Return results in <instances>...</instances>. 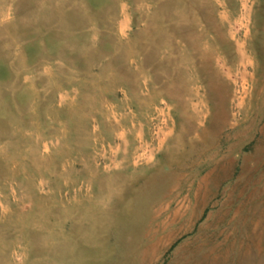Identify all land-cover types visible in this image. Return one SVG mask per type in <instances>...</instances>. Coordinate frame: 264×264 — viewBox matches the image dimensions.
<instances>
[{
	"label": "rangeland",
	"instance_id": "374dc122",
	"mask_svg": "<svg viewBox=\"0 0 264 264\" xmlns=\"http://www.w3.org/2000/svg\"><path fill=\"white\" fill-rule=\"evenodd\" d=\"M263 4L0 0V264H111L130 252L133 233L151 235L164 228L179 232L182 223H173V215L187 204L189 187L178 175L172 182L159 175L164 146L177 142L182 119L192 121L198 135L216 108L232 124L242 112L257 126L264 124L261 112L258 116L259 110L249 106L257 66L264 62ZM241 50L246 54L244 68L236 58ZM221 65L232 70V79L217 76L213 83L228 86L211 93L204 80ZM245 87L250 89L248 98ZM194 115L199 118L193 120ZM261 176L264 158L248 188L257 191L233 206L240 215L229 227H218L219 247L202 264H264ZM127 208L138 217L124 219ZM212 210L209 205L203 211L190 234L171 245L163 240L154 264H197L201 255L206 257L201 252L181 261L190 249L184 244Z\"/></svg>",
	"mask_w": 264,
	"mask_h": 264
},
{
	"label": "bare ground",
	"instance_id": "6f19581e",
	"mask_svg": "<svg viewBox=\"0 0 264 264\" xmlns=\"http://www.w3.org/2000/svg\"><path fill=\"white\" fill-rule=\"evenodd\" d=\"M3 1V0H2ZM263 1V0H262ZM260 3V2H259ZM263 3V2H262ZM71 4V3H70ZM201 5V4H200ZM4 6V5H3ZM113 6V5H112ZM261 5V7H263ZM59 7V6H58ZM211 7V6H210ZM257 7V6H256ZM23 8V7H22ZM212 8V7H211ZM199 9V8H198ZM210 9V8H209ZM261 8H259L260 10ZM206 10V9H205ZM199 11V10H198ZM20 12V11H19ZM33 12V11H32ZM84 12V11H83ZM86 12V11H85ZM84 12V14H85ZM181 12V11H180ZM256 12V11H255ZM22 13V12H21ZM204 13V12H201ZM57 14V13H56ZM1 15V14H0ZM213 15V14H212ZM88 16V15H87ZM86 16V17H87ZM253 16V15H252ZM214 17V16H213ZM85 18V17H84ZM118 19V18H117ZM116 19V20H117ZM12 20V19H10ZM88 20V19H87ZM207 20V19H206ZM4 21V20H3ZM115 22V20H114ZM255 22V21H254ZM211 24V23H210ZM209 24V25H210ZM253 25V24H252ZM225 26V25H224ZM211 27V25H210ZM216 27V26H215ZM227 27V26H226ZM222 28V27H221ZM250 28V27H249ZM255 28V27H254ZM258 28V27H257ZM123 29V28H122ZM4 30V29H3ZM225 30V29H224ZM223 30V31H224ZM122 31V30H121ZM120 31V32H121ZM3 31H1L2 33ZM11 32V31H10ZM214 32V31H213ZM222 33V32H221ZM220 33V34H221ZM246 33V32H245ZM218 35V34H217ZM246 36V35H245ZM201 37V36H200ZM253 37V36H251ZM4 39V38H3ZM202 39L203 34H202ZM210 40V39H209ZM248 40V39H247ZM197 41V40H196ZM211 41V40H210ZM263 42V39L261 40ZM194 43V41L192 42ZM218 43V42H217ZM222 43V42H221ZM247 43V42H246ZM200 45V44H199ZM198 45V46H199ZM213 45V44H211ZM218 45V44H217ZM215 46V45H214ZM131 47V46H130ZM211 47V46H210ZM223 47V46H222ZM228 47V46H227ZM226 47V48H227ZM247 47V46H246ZM217 48V47H216ZM221 48V47H220ZM206 49V48H205ZM243 49V48H242ZM195 50V49H194ZM225 50V49H224ZM250 50V49H248ZM193 51V50H192ZM208 51V50H207ZM211 51V50H210ZM213 51V50H212ZM254 51V50H253ZM259 51V50H258ZM196 52V51H195ZM199 52V51H198ZM201 52V51H200ZM205 52V51H204ZM203 52V54H204ZM218 52V50H217ZM248 52V51H247ZM252 52V51H251ZM255 52V51H254ZM257 52V51H256ZM255 52V53H256ZM263 59H264V48ZM222 53V52H221ZM231 53V52H230ZM199 55V54H198ZM222 55V54H221ZM200 56V55H199ZM210 57V53H207ZM226 57V56H225ZM233 57V56H232ZM259 57V56H258ZM202 58V56H201ZM213 58V57H212ZM239 64L244 68L246 63V54L241 50L237 57ZM196 59V58H195ZM227 59V58H226ZM257 59V58H256ZM191 60V59H190ZM258 60V59H257ZM207 61V59H206ZM228 62V61H227ZM213 63V62H212ZM232 63V62H230ZM235 63V62H234ZM259 63V62H258ZM209 64V63H208ZM216 64V63H215ZM228 65V64H227ZM258 65V64H257ZM262 66H257L258 70V80L253 83V99L250 101L249 106H254L251 110L257 112L256 115H260L259 112L264 116V62ZM235 66V65H234ZM193 68V67H192ZM206 68V67H205ZM191 69V68H190ZM195 69V68H194ZM202 70V69H200ZM199 70V72H200ZM204 70V69H203ZM216 74H211L210 78L207 80V89L214 91L216 87L217 90H222L225 87L223 83H213L218 77H225L226 80L232 79V70L226 69L223 65L218 68ZM196 71V70H195ZM203 72V71H202ZM216 72V71H215ZM180 73V72H179ZM194 73V72H193ZM196 73V72H195ZM192 74V73H191ZM1 75V74H0ZM181 75V74H180ZM189 75V74H187ZM243 76H247L246 70L242 73ZM20 76V75H19ZM196 76V75H195ZM206 76V75H205ZM207 77V76H206ZM2 78V77H1ZM20 78V77H19ZM190 79V78H189ZM224 79V78H223ZM244 79V78H243ZM256 79V78H255ZM191 80V79H190ZM5 81V80H4ZM204 84V83H203ZM206 84V83H205ZM185 86V83H184ZM188 86V84H187ZM228 86V84H227ZM226 86V87H227ZM246 86V85H245ZM183 87V86H182ZM225 87V88H226ZM171 88V87H170ZM204 88V87H203ZM167 89V88H166ZM206 89V88H205ZM243 94L246 98L250 96V89L245 87L243 89ZM184 91V90H183ZM185 93V92H184ZM190 94V93H189ZM2 95V94H0ZM175 95V93L173 94ZM183 95V94H182ZM209 95V94H208ZM196 97V96H195ZM228 97V96H227ZM251 97V98H252ZM157 98V97H156ZM183 98H185L183 96ZM211 98V97H210ZM1 99V98H0ZM2 100V99H1ZM179 100V99H178ZM185 100V99H184ZM250 100V99H249ZM254 101V103H253ZM186 104V103H185ZM209 104V103H208ZM195 105V104H194ZM183 106V104H182ZM209 106V105H208ZM240 106V105H239ZM190 107V106H189ZM248 108V105H247ZM227 110V109H226ZM248 110V109H247ZM177 111V110H176ZM185 111V110H184ZM183 111V113H184ZM210 111V110H209ZM251 111V112H252ZM177 113V112H176ZM186 113V112H185ZM190 113V112H189ZM194 113V112H193ZM211 113V112H210ZM250 113V112H249ZM196 114V113H194ZM229 115V114H228ZM243 117L235 120V123L226 121L227 118L224 113H219L218 108H216L213 117L208 121V127L201 129L202 131L197 135L194 129L195 124L191 122H186L182 119V128L178 134V139L175 144L165 143L164 146V160L162 162L159 175H163L167 181H171L173 175H178V180L189 187V197L187 198V204L184 205L179 210L175 211L173 215L175 223L179 221L182 223V228L177 233H171V231L165 228L157 232L147 235L146 232L142 233L140 236H134L132 234L131 240L129 241L132 245L130 252L124 251L123 257L114 259L111 264L121 262L122 264H154L156 262L157 256L160 251L164 248V242L167 241L171 245L176 239L181 236L190 234L193 232L196 221L199 219L203 211L212 205L213 210L208 214L205 225L200 227L193 238L187 241L184 246H189L190 249L187 253L181 257L182 262H188L192 258H195V254H200L205 252L206 257L200 256L196 260L197 264H202L206 261L207 257L217 250L219 244L217 242L218 227L220 225L232 224L233 220L240 215L238 211H234L233 206L236 204H242V201L247 202L245 198H252L257 190L248 189L252 186L255 178V172L259 169L264 158V124L260 127L257 126L255 121H248L247 114H243ZM250 115V114H249ZM7 116V115H6ZM208 116V115H207ZM8 117V116H7ZM186 117V116H185ZM257 117V116H256ZM187 118V117H186ZM193 120L198 119L199 116H192ZM255 118V117H254ZM230 119V118H229ZM180 120V119H179ZM4 121V120H3ZM190 121V120H189ZM18 123V122H17ZM206 123V122H205ZM1 125V124H0ZM6 125V124H4ZM118 125V124H116ZM192 125V126H191ZM197 125V124H196ZM199 126V125H197ZM5 127V126H4ZM26 128V127H25ZM6 133V132H5ZM8 133H6L7 135ZM17 134V132H16ZM21 134V132H20ZM116 135V134H115ZM173 135V134H172ZM2 136V135H1ZM9 136V135H8ZM27 137V136H26ZM167 135L164 137L163 141H166ZM10 138V137H9ZM29 138V137H28ZM27 138V139H28ZM256 138V139H255ZM176 139V137H175ZM255 139V144L248 150V152L243 153L247 145L253 142ZM9 140V139H8ZM14 143V142H13ZM12 146V145H11ZM6 147V146H5ZM14 147V146H13ZM10 147H8L9 149ZM10 151V150H9ZM11 152V151H10ZM3 156V154H2ZM5 156V155H4ZM163 156V154H162ZM163 158V157H162ZM161 158V159H162ZM53 159V158H52ZM19 166V165H18ZM134 167V166H133ZM16 169V167H15ZM259 172V171H258ZM147 173V171H146ZM155 173V172H154ZM14 174V173H13ZM236 176L235 181H233L227 187H221L226 181L232 180ZM157 175V174H156ZM159 176V177H160ZM264 177V176H261ZM176 178V177H175ZM166 181V180H165ZM87 182V181H86ZM92 182V181H91ZM172 182V181H171ZM180 182V183H181ZM77 183V182H76ZM136 183V182H135ZM190 183V185H189ZM101 184V183H98ZM102 185V184H101ZM176 185V184H175ZM93 186V185H92ZM95 186V185H94ZM160 186V185H159ZM169 186V185H168ZM30 187V186H28ZM36 187V186H35ZM166 188V187H165ZM164 188V189H165ZM37 189V188H36ZM179 189V188H178ZM176 190V189H175ZM247 190H249L247 192ZM38 191V190H37ZM163 191V189H162ZM252 191V192H251ZM43 192V191H42ZM82 192V191H81ZM91 192V190H90ZM89 192V193H90ZM131 192V191H130ZM175 192V191H174ZM263 191L260 192V194ZM46 193V192H45ZM48 193V192H47ZM46 193V194H47ZM139 193V192H138ZM179 193V192H178ZM44 194V193H43ZM99 194V193H98ZM110 194V193H109ZM108 194V195H109ZM161 194V193H160ZM181 194V193H180ZM102 195V194H101ZM30 196V195H29ZM44 196V195H43ZM100 196V195H99ZM159 196V195H158ZM171 196V195H170ZM221 197V201H215L216 198ZM141 197V196H140ZM145 197V196H144ZM160 197V196H159ZM185 197V196H184ZM2 198V197H1ZM21 198V197H20ZM102 198V197H101ZM105 198V197H104ZM110 198V197H109ZM142 198V197H141ZM263 198V197H262ZM32 199V198H31ZM137 199V198H136ZM155 199V198H154ZM159 199V198H158ZM185 199V198H184ZM131 200V199H129ZM183 200V199H181ZM165 201V200H164ZM168 201V200H167ZM264 201V198H263ZM16 202V201H15ZM20 202V201H18ZM145 202V201H144ZM101 203V201L99 202ZM104 203V202H103ZM102 203V204H103ZM132 203V200H131ZM173 203V202H172ZM249 203V202H248ZM7 204V203H6ZM15 204V203H14ZM21 204V203H20ZM167 204V203H166ZM182 204V203H181ZM29 205V204H28ZM126 205V204H125ZM11 206V205H10ZM26 206V205H25ZM128 206V205H126ZM141 206V205H139ZM168 206H170L168 204ZM1 207V206H0ZM13 207V206H12ZM18 207V206H17ZM28 207V206H27ZM108 207V206H107ZM129 207V206H128ZM166 207V206H165ZM181 207V206H180ZM211 207V206H210ZM14 208V207H13ZM131 208V207H130ZM127 208L124 211V219L130 221L131 218L136 217L134 210ZM169 208V207H168ZM179 208V207H178ZM18 209V208H17ZM21 209V208H20ZM29 209V207H28ZM137 209V208H136ZM150 209V208H149ZM156 209V208H155ZM209 209V208H208ZM23 210V209H22ZM27 210V208H26ZM42 210V209H41ZM105 210V209H104ZM107 210V209H106ZM21 211V210H20ZM25 211V210H23ZM56 211V210H55ZM172 211V210H171ZM173 211V212H174ZM44 212V211H43ZM42 212V213H43ZM51 212V211H50ZM104 212V211H103ZM108 212V211H106ZM111 212V211H110ZM172 212V214H173ZM41 213V214H42ZM62 213V212H61ZM60 213V214H61ZM113 213V211H112ZM116 213V212H114ZM40 214V215H41ZM148 214V213H146ZM258 214V213H257ZM13 215V214H12ZM15 215V214H14ZM108 215V214H107ZM110 215V214H109ZM118 215V214H117ZM149 215V214H148ZM11 216V215H10ZM61 216V215H60ZM151 216V215H150ZM19 217V216H18ZM58 217V215H57ZM138 217V216H137ZM136 217V218H137ZM252 218H254L252 216ZM264 219V214L261 216ZM45 219V218H44ZM73 219V218H72ZM97 219V218H96ZM46 220V219H45ZM98 220V219H97ZM256 220V219H255ZM28 221V220H27ZM25 221V222H27ZM36 221V220H35ZM80 221V220H79ZM103 221V220H102ZM102 221L98 222L101 223ZM106 221V220H105ZM112 221V220H111ZM159 221V220H158ZM19 222V221H17ZM32 222V221H31ZM46 223L45 221H43ZM56 222V221H55ZM69 222V221H68ZM171 221H169L170 223ZM7 223V222H6ZM39 223V222H38ZM43 223V224H44ZM65 223V222H64ZM76 223V220H75ZM157 223V222H156ZM164 223V222H163ZM8 224V223H7ZM22 224V223H20ZM31 224V223H30ZM49 224V223H48ZM57 224V222H56ZM66 224V223H65ZM104 224V223H103ZM124 224V223H123ZM171 224V223H170ZM25 225V224H24ZM33 225V223H32ZM35 225V223H34ZM41 225V224H40ZM45 225V224H44ZM97 225V224H96ZM100 225V224H99ZM102 225V224H101ZM175 225V224H174ZM38 226V225H36ZM76 226V225H75ZM105 226V225H104ZM103 226V227H104ZM143 226V225H142ZM224 226V227H225ZM17 227V226H16ZM30 227V226H29ZM41 227V226H40ZM63 227V226H62ZM175 227V226H174ZM26 228V227H25ZM38 228V227H37ZM58 228V226H57ZM76 228V227H75ZM98 228V226H97ZM101 228V227H100ZM99 228V229H100ZM105 228V227H104ZM110 228V227H109ZM112 228V227H111ZM169 228V227H168ZM244 228V227H243ZM16 229V228H15ZM23 229V228H22ZM61 229V228H60ZM97 229V231L99 230ZM102 229V228H101ZM107 229V228H106ZM129 229V228H128ZM21 231V229H19ZM25 230V229H24ZM29 230V229H28ZM130 230V229H129ZM145 230V229H143ZM197 230V229H196ZM249 230V228H248ZM1 231V230H0ZM34 231V230H33ZM40 231V230H39ZM42 231V230H41ZM55 231V230H54ZM105 231V230H104ZM156 231V230H155ZM209 231V234L206 232ZM242 231V230H241ZM247 231V230H246ZM36 232V231H35ZM107 232V231H105ZM231 232V231H230ZM21 233V232H20ZM99 233V232H97ZM109 233V232H108ZM9 234V233H8ZM66 234V233H65ZM64 234V235H65ZM69 234V233H68ZM74 234V233H73ZM100 234H103L100 232ZM107 234V233H106ZM247 234V233H246ZM245 234V235H246ZM21 235V234H19ZM61 235V233H60ZM72 235V234H71ZM92 235V234H91ZM52 236V234H51ZM96 236V235H95ZM99 236V235H98ZM130 236L129 239H130ZM2 237V236H1ZM0 237V238H1ZM11 237V236H10ZM24 237V236H23ZM65 237V236H64ZM93 237V236H92ZM248 237V236H247ZM3 238V237H2ZM1 238V239H2ZM39 238V237H38ZM61 238V236H60ZM98 238V237H97ZM184 238V237H183ZM74 239V238H73ZM77 239V237H76ZM88 239V238H87ZM226 239V238H225ZM122 240V239H121ZM27 241V240H26ZM231 241V240H230ZM22 242V241H21ZM28 242V241H27ZM125 242V239H124ZM30 243V242H29ZM44 243V242H43ZM63 243V242H62ZM118 243V242H117ZM3 244V243H2ZM11 244V242H10ZM58 244V243H57ZM61 244V243H60ZM75 244V243H74ZM126 244V243H124ZM167 244V245H168ZM20 245V244H19ZM29 245V244H28ZM62 245V244H61ZM76 245V244H75ZM23 246V245H22ZM30 246H32L30 244ZM56 246V245H55ZM58 245L57 247H59ZM65 246V245H64ZM96 246V245H95ZM122 246V245H121ZM3 247V245H2ZM45 247V246H44ZM127 247V246H126ZM171 247V246H170ZM169 247V248H170ZM183 247V246H182ZM50 248V247H49ZM61 248V247H59ZM48 249V247H47ZM54 249V248H53ZM57 249V248H56ZM106 250V249H105ZM125 250V249H124ZM60 251V250H59ZM113 251V250H112ZM111 251V252H112ZM167 251V250H166ZM7 252V250H6ZM25 252V251H24ZM34 252V251H33ZM36 252V251H35ZM109 252V251H105ZM57 253V252H56ZM173 253V252H172ZM6 254V253H5ZM35 254V253H34ZM67 254V253H66ZM65 254V255H66ZM110 254V253H108ZM108 254H106L108 256ZM128 254V255H127ZM204 254V253H203ZM56 255V254H55ZM54 255V256H55ZM72 255V254H71ZM8 256V255H7ZM73 256V255H72ZM112 256V253H111ZM56 257V256H55ZM68 257V256H67ZM74 257V256H73ZM99 257V256H98ZM101 257V256H100ZM110 257V255H109ZM197 257H199L197 255ZM196 257V258H197ZM22 258V256H21ZM24 258V257H23ZM63 258V257H62ZM94 258V257H93ZM106 258V257H105ZM108 258V257H107ZM235 258V257H234ZM97 259V258H96ZM34 260V258H33ZM47 260V259H46ZM45 260V261H46ZM51 260V259H50ZM67 260V259H66ZM107 260V259H106ZM109 260V259H108ZM169 260V259H168ZM35 261V260H34ZM48 261V260H47ZM56 261V260H55ZM61 261H64L61 259ZM68 261V260H67ZM93 261V260H91ZM21 262V261H20ZM30 262V261H29ZM40 262V260H39ZM72 262V261H71ZM86 262V261H85ZM90 262V261H89ZM161 262V261H160ZM24 263V262H23ZM38 263V262H37ZM47 263V262H45ZM60 263V262H59ZM103 263V262H102ZM120 263V264H121ZM15 264V263H14ZM28 264V262H26ZM31 264V263H30ZM52 264V262L50 263ZM55 264V263H54ZM58 264V263H56ZM82 264V263H81ZM91 264V263H90ZM93 264V263H92Z\"/></svg>",
	"mask_w": 264,
	"mask_h": 264
}]
</instances>
